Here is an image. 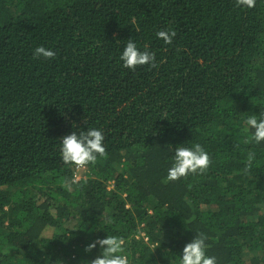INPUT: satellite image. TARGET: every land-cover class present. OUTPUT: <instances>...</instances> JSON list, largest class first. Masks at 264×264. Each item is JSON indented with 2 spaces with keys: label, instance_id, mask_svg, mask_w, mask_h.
<instances>
[{
  "label": "trees",
  "instance_id": "obj_1",
  "mask_svg": "<svg viewBox=\"0 0 264 264\" xmlns=\"http://www.w3.org/2000/svg\"><path fill=\"white\" fill-rule=\"evenodd\" d=\"M129 38L156 68L122 67ZM262 112L264 0H0V264H90L106 235L173 264L198 232L217 264H264V142L244 131ZM87 128L106 155L73 183L60 139ZM196 143L207 169L165 181Z\"/></svg>",
  "mask_w": 264,
  "mask_h": 264
},
{
  "label": "clouds",
  "instance_id": "obj_2",
  "mask_svg": "<svg viewBox=\"0 0 264 264\" xmlns=\"http://www.w3.org/2000/svg\"><path fill=\"white\" fill-rule=\"evenodd\" d=\"M239 3L251 8L255 0H238ZM176 36V31L172 28L167 30H158L156 37L162 39L165 44H170ZM35 58H44L50 60L56 56V52L43 45L36 46L33 50ZM119 60L122 67L134 70L137 66L148 65L156 68L155 53L137 46V43L129 38L123 46ZM245 132H250V137L245 142L251 140L256 144L264 142V112L259 116L251 115L245 120ZM175 147L173 159L167 169L165 181H175L189 174L202 172L210 164V158L207 151L199 144L185 146L178 144ZM105 156L104 134L98 128H87L84 131H74L64 135L60 139V156L65 164L84 167L89 163H95L97 156ZM255 153H249L245 170L251 167ZM73 183L76 181L73 180ZM111 218H106L105 223L112 224ZM207 236L198 232L182 248L178 255L173 254V264H217L215 256H209L206 253L208 245ZM99 247L100 254L97 255L90 264H130L129 257L125 254L124 240L116 235H106L104 238L97 239L87 245L86 250Z\"/></svg>",
  "mask_w": 264,
  "mask_h": 264
},
{
  "label": "rangeland",
  "instance_id": "obj_3",
  "mask_svg": "<svg viewBox=\"0 0 264 264\" xmlns=\"http://www.w3.org/2000/svg\"><path fill=\"white\" fill-rule=\"evenodd\" d=\"M73 170H74L73 172L76 174V177L74 178V180H78L79 178L84 177L86 173L84 167L75 166ZM109 187H111V185Z\"/></svg>",
  "mask_w": 264,
  "mask_h": 264
},
{
  "label": "built area",
  "instance_id": "obj_4",
  "mask_svg": "<svg viewBox=\"0 0 264 264\" xmlns=\"http://www.w3.org/2000/svg\"><path fill=\"white\" fill-rule=\"evenodd\" d=\"M77 167V166H76ZM73 176H74V178L76 177V174L73 172Z\"/></svg>",
  "mask_w": 264,
  "mask_h": 264
}]
</instances>
